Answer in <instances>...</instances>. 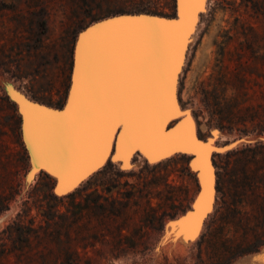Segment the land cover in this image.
<instances>
[{
	"label": "rangeland",
	"instance_id": "374dc122",
	"mask_svg": "<svg viewBox=\"0 0 264 264\" xmlns=\"http://www.w3.org/2000/svg\"><path fill=\"white\" fill-rule=\"evenodd\" d=\"M83 1L0 0L1 96L9 82L27 96L64 104L76 32L91 22V11L136 2L175 13V0H97L100 8ZM207 5L179 100L192 110L200 137H226L216 142L221 147L232 139L250 143L230 151H241L235 156L212 157L215 205L200 239L184 249L182 239L169 235L173 247L154 253L165 222L186 211L197 193L187 157L151 166L135 157L140 166L132 171L109 165L76 187L74 199L50 201L53 178L24 184L29 162L19 146V116L9 121L12 110L0 97V209H9L0 214V264H242L264 248V0Z\"/></svg>",
	"mask_w": 264,
	"mask_h": 264
},
{
	"label": "snow or ice",
	"instance_id": "6c2138e0",
	"mask_svg": "<svg viewBox=\"0 0 264 264\" xmlns=\"http://www.w3.org/2000/svg\"><path fill=\"white\" fill-rule=\"evenodd\" d=\"M195 3L202 4L203 0ZM110 27L94 29L83 38L69 116L54 121L30 117L28 142L34 145L41 163L60 164L71 173L88 155L100 152L102 157L112 130L118 126L125 129L122 150L141 140L159 142L158 129L154 127L163 116L159 45L167 37L137 28L107 31Z\"/></svg>",
	"mask_w": 264,
	"mask_h": 264
},
{
	"label": "water",
	"instance_id": "95a60500",
	"mask_svg": "<svg viewBox=\"0 0 264 264\" xmlns=\"http://www.w3.org/2000/svg\"><path fill=\"white\" fill-rule=\"evenodd\" d=\"M201 5L202 4L194 5L190 14L185 13L184 11L179 14L177 0H175V13L173 15L166 16L152 13H125L110 15L89 22L77 33L73 45L70 83L72 82V77L75 73L76 66L77 76L80 72L81 47L84 43L83 38L88 36L94 29L101 28L105 25L111 26L109 29H106L107 31H120L127 28H137L158 33L161 36L167 37V39L160 43V46L162 44L167 46L166 57L162 59L160 89H163L161 91L162 97H164L165 93L167 94L165 97L167 98L168 103L166 107L163 106V116L160 120L156 121L154 125V127L158 129V135L160 137L158 143L141 140L136 143L135 146H132L129 151H127V156H123V150L121 148L122 140L121 138L119 140L123 126L114 128L112 130V135L108 138L107 150L102 151V157L100 152L88 155L87 157H89L90 160L89 158L88 160L86 159L88 162H85L86 169L83 170V173L80 174L76 179L74 178L73 180L67 182L65 187L59 188L57 190V194L55 195L56 197H59L58 195L65 197L72 194L70 193L66 195L64 193L73 189L78 183H81L82 179L88 177L89 174L95 175L109 165L122 167L132 155H134V157L143 156L145 158V164L149 165V163H154L160 158L171 155L174 152L185 151L184 157L188 158V167L190 166L191 162L195 161L190 171L196 177L198 190L190 207L186 211L174 218L168 219L165 222L163 233L167 225L169 226V230L173 229L174 227H183L185 230H189L188 232L186 231L187 234L184 239L186 246L197 237L203 222L205 225L206 220L211 215L210 211L213 207L212 201L214 192L213 178L214 176L216 177V173H213V168H215V166L213 161H211L210 156L212 151H219L217 150L218 147L215 149L211 144H209L210 137H200L198 132L196 133L191 125L186 127L179 125L180 119L176 118L185 115L184 108L182 107V110H179L178 108L176 86L185 51L187 47L191 45L192 32L196 24L197 16L203 14ZM120 21H141L143 23L135 25L116 23ZM164 78L166 81H164ZM10 85H12L11 89H8V86ZM4 91L9 100L15 104L17 108L20 121L21 140L26 150L29 162V168L25 175L28 176V174L32 172L33 164L31 163L29 149L24 139V127L28 129L30 117H38L43 120L52 121L56 120L57 118L65 117L66 101L60 107H53L29 98L27 95L18 90L14 84L9 82L4 84ZM33 109H39L40 112H33ZM243 139L245 138H241L239 140L242 141ZM228 146L231 148H229L226 153L236 149L233 148L234 144H231V142L225 144L222 149ZM187 153H190L191 155L188 156ZM218 154H221V152H218ZM203 162L205 164H203ZM127 167L128 166H124L126 169ZM206 170L209 174L208 179L205 177ZM37 172L39 175H47L54 179V191L58 185V179L55 176L52 168L48 166L47 163L41 164L38 166ZM202 189H204V192L207 190L209 192L208 203L204 209H202V205L199 203L196 206H193L196 198L201 194ZM75 191H73V193ZM242 264H264V248L255 254L244 257Z\"/></svg>",
	"mask_w": 264,
	"mask_h": 264
},
{
	"label": "bare ground",
	"instance_id": "6f19581e",
	"mask_svg": "<svg viewBox=\"0 0 264 264\" xmlns=\"http://www.w3.org/2000/svg\"><path fill=\"white\" fill-rule=\"evenodd\" d=\"M207 4H208V0H203V3L201 5V10L203 12L202 15H205L207 13V10H208V5ZM194 5H197L195 3V0H193L192 3H182V1H181L180 9L178 8L179 14L182 11H184L185 13L190 14L191 13V9H192V7ZM202 15L197 16L196 24H195V27H194L193 32H192V38H191V43H190L191 45H189V47H187V49L185 51L183 63L181 65V69L179 71L180 75L178 77L177 86H176V97L178 99V108H179V110H182V105H181L180 100L178 98V90H179L180 78H181V76H182V74L184 72V67L186 66L187 56H188L189 50L191 49V47H193V45H194V43H195V41H196V39L198 37L199 23H200ZM159 47H160V50H161V58L164 59L166 57V53H167V46L165 44H162L161 46L159 45ZM71 65H72V63H71ZM76 80H77V66L75 68V73H74V75L72 77V82L70 83V87L68 89V96H67L66 103H65V105H66V110H65L66 116L65 117H68L70 112L73 111V100H74V95H75V92H76ZM164 81H166L165 78H164ZM160 85H161V83H160ZM11 86L12 85L8 86V89H11ZM162 90L163 89H161V91ZM70 94H71V96H70ZM165 96H167L166 93L164 94V97H162V105L164 107H166L167 103H168V100H167V98ZM184 110H185V112H184L185 115H183L182 117H176V118L180 119L179 125H183L185 127L188 126V125H191L194 128V131L197 133V125H196V121H195V119L193 117L192 110L188 109V108H184ZM28 131H29V127H28V129H26V127H24V139H25L26 144H27L28 149H29V154H30V158H31V163L33 164V168H32V172H30L28 174V176H25L26 174L24 175V184H25V186L26 187H30L36 181L37 177H39V173L37 172L38 164L41 165V164L47 163V165L52 168V170H53L55 176L57 177V179H59V176H64L65 174H64L63 171H65V169H63V167L60 164H49L47 161H45V163L44 162L41 163V157L39 156L38 153H34V151H33L34 145H30L29 142H28ZM124 132H125V129L123 127L122 132H121V134L119 136V140H120V138H121V136L123 135ZM209 137H210L209 144H211L215 149H216V147H218L217 150H219V151H215V150L212 151L211 156H210L211 161H213L212 157H214L215 154H218V152H221V154H224V153H226L227 150H229V148H231V147L228 146V147L222 149L224 146L221 147V146L217 145V143H216L219 140H225L226 137H219L218 139H215L212 135H209ZM247 140L248 139H246V138L243 139L242 141H240L239 139L238 140H235V139L233 140L232 139V140H230V142H231V144H234L233 148H238V147H241L243 144L250 143V141H247ZM130 148H132V147H130ZM157 149H159V148H157ZM129 150H130L129 148H127V150L123 149V152H122L123 156H127L126 154H128L127 151H129ZM184 154H185V151L174 152L171 155H168L166 157L160 158L158 161H156L154 163H149L148 166H151L152 164L161 163L162 161H164V160H166L168 158H171L174 155H183L184 156ZM187 155L190 156L191 154L187 153ZM88 158L89 157L84 158L82 160V162L74 170H72L73 174L76 173V174H74V176L70 175L69 178L65 177V178L62 179V182H61L59 188L65 187L67 185V182L73 180L74 178L76 179L80 174L83 173V170L86 169L85 168V165H86L85 162H88V161H86V159L88 160ZM134 158H135L134 155H132L130 157V159L126 163H124V165L122 167L119 166L118 168L120 169V171L121 170L132 171V170H135L136 168H138L140 166V164L138 163V160H136V162H134L133 161ZM138 158L141 159L142 163L145 164V158L143 156L137 157V159ZM89 160H90V158H89ZM194 162L195 161L191 162V164L189 166V170L192 168V165H193ZM124 166H128L127 169L124 168ZM28 168H29V165H28ZM213 173L215 174V168H213ZM30 176H31V181H30V183H27V182H29V177ZM90 176H91V174L88 175V177H90ZM88 177L83 178L81 183H78L73 189H71L70 191H68V192H66L64 194L67 195V194L73 193L72 191H74V189H76V187L81 185L82 182L85 179H87ZM199 178H200V175H199ZM213 181H214V183H213L214 192H213V201H212L213 207H212V210L210 211L211 214H212L213 209H214L215 198H216L215 176L213 178ZM201 185H202V183H201ZM59 188H58V185H57L55 190L57 191ZM53 194L56 195L57 192H55ZM58 196L62 197V195H58ZM208 199H209L208 190L204 192V189H202L201 194L196 198L195 203L193 204V206H196L199 203V204L202 205V209H204L207 206ZM168 227L169 226L167 225L166 228H165L164 233L160 237V239L158 241V244L155 247V252H154L155 255L161 254L163 248L164 249L165 248L171 249L173 247V246H171V242H169L170 238H167V236H169V235L170 236L173 235V237H175L177 239L178 238L182 239L184 249L189 248L192 244L197 242L199 240L201 234H203L202 232H203V229H204V222H203L202 227L200 228V231H199L197 237L187 246L184 243V239H185V236H186V234H187V232L189 230H185V228H183V227H174L173 229L169 230Z\"/></svg>",
	"mask_w": 264,
	"mask_h": 264
},
{
	"label": "trees",
	"instance_id": "16d2710c",
	"mask_svg": "<svg viewBox=\"0 0 264 264\" xmlns=\"http://www.w3.org/2000/svg\"><path fill=\"white\" fill-rule=\"evenodd\" d=\"M94 1V3H93ZM149 3H151V1L153 0H147ZM95 2L98 4L97 6H99L100 8V5L102 4L101 2H98L97 0H84L83 3L85 4L86 7H91L92 4H95ZM132 8L130 9H126V8H122V7H119V8H114V9H107L106 11H98L99 13L97 14H94L93 11L89 12L88 15H87V20L89 19L90 21H94V20H97V19H101L103 17H107V16H110V15H116V14H125V13H152V14H159V15H166V16H170V15H173V14H170V13H167L165 12V10L163 9H159V8H153L151 5L150 6H145L144 4H138L136 2L132 3ZM84 23L78 28L77 32L80 31L81 29L84 28V26L86 25V22L83 21ZM69 71H70V68H69ZM68 78H69V75H68ZM1 99L3 100V102L7 103V108L11 109L12 110V114L13 116H8L9 117V121H10V118L13 120V119H16L18 120L17 116V108H16V105L13 104L9 98L5 95L1 96ZM28 97H31V99L35 100V101H40L44 104H47V105H50V106H53V107H60L62 105V102H59V103H53L52 101H45V100H42V99H39L35 96H28ZM19 146H21L23 148V150L26 152L22 142L20 143L19 141ZM241 151H233V152H230V153H227L226 156L228 157H232V156H235L236 154L240 153ZM27 167V166H26ZM105 169L99 171L98 173H96L94 176H98L99 174L103 173ZM93 176V177H94ZM91 177V179L93 178ZM90 180V179H89ZM79 192V191H78ZM77 194V191H75L74 193L68 195V196H65V197H56V196H53V195H49L50 196V201L53 200L55 202H63L65 200H72L75 198ZM9 209H0V214L7 211ZM184 212V211H183ZM21 231L24 232L25 234H23L22 236L24 237L26 235V231H25V228L22 227L21 228Z\"/></svg>",
	"mask_w": 264,
	"mask_h": 264
}]
</instances>
